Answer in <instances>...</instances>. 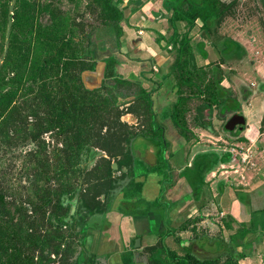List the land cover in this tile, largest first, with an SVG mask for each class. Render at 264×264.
Listing matches in <instances>:
<instances>
[{"label": "trees", "instance_id": "1", "mask_svg": "<svg viewBox=\"0 0 264 264\" xmlns=\"http://www.w3.org/2000/svg\"><path fill=\"white\" fill-rule=\"evenodd\" d=\"M10 1L0 0L1 54ZM72 1L74 5L79 4L77 0ZM123 1L91 0V3L101 6L102 21L105 25L114 27L118 40L123 31L120 25L123 12L118 3ZM134 1L137 3L133 7L135 10L142 3L139 0ZM162 2L161 12L167 13L169 10L166 20L171 32L168 36L158 33L155 40L160 44L165 38V47L172 48L173 59L164 79L169 91L174 95L164 116L186 141L192 136L197 139L191 129L197 125H210L207 120V117L211 116L209 108L215 105L220 110L225 109V112L232 111L234 105L231 103L234 98L221 85L223 76L218 62L209 61L203 65L196 63L190 31L195 22L200 20L201 29L212 34L213 28L233 13L237 0ZM45 14H48V22L41 21L42 15ZM81 27L82 24L78 20H72L70 14L54 7L51 0L38 3L33 0H15L8 49L0 64V128L12 117L19 126L26 124L23 126L32 140H37L43 132L55 131L58 136H62L63 144L53 154L54 163L49 162L43 142L39 141L38 148L31 153L33 165L30 182L33 186L36 185L33 198L27 197L16 202L6 199L5 194L0 191V264H55L56 260L51 257L52 254L54 257L60 255V264H77L75 260L70 261L75 251V245L72 244L74 214L70 213L75 197L77 205H81L77 208L86 209L83 221L92 213L105 211L110 206L112 190L119 185V178L112 174V162L117 164L118 171L121 170L119 177L131 171L129 167L135 159L127 144H131L138 135L146 136L145 129L142 132L129 130L125 122L120 120L124 113L118 110L120 105L125 106L127 103L124 109L126 113L146 118L145 126L149 127V130L152 128V118H156L150 91L138 84L134 96L120 95L124 90H131L132 84H128L127 80L115 72L117 61L112 56L104 59L100 85L94 88L85 86L82 72L92 69L94 60L88 32L76 35L75 30H80ZM83 40H86V44H83ZM201 43L203 42L199 44L200 53L206 57ZM212 73H218L219 77L214 79ZM163 83L164 81L158 82L157 87ZM116 89H120L119 95ZM103 90H106L105 94ZM218 91L222 92V97L218 95ZM201 96L203 99L193 107L191 101ZM191 110L195 111L192 128L187 118ZM28 116H33L35 122L26 123ZM30 124L32 129H29ZM160 125L158 128L162 129ZM103 126L109 131L106 136L100 133ZM153 139L160 143L163 137L153 136ZM92 144L105 155H99L100 161L93 166L94 170L99 171H94L91 176L95 178L90 180V192L80 194L79 179L85 169L81 159L83 156L93 159L96 152L90 147ZM228 156L230 153H226L220 160L227 161ZM123 168L127 171H122ZM43 180L44 183L38 184ZM131 182L136 191H131L129 187L125 189L124 183V196H133L142 187V182L134 179L125 185ZM100 187L103 189H99ZM93 188L94 191L91 190ZM100 191L105 196L104 200L99 199ZM22 201L30 205V211H27ZM50 203L54 206L55 218L48 217L43 221L46 207ZM199 220L198 215L185 219L179 224L180 229L189 227L197 234L195 224ZM44 225L47 226L41 229ZM62 226L72 229L63 230ZM167 230L166 236L174 235L176 231L170 228ZM84 236L85 231L82 228L78 243L82 250ZM174 239L180 241L178 235ZM157 248L161 249L155 254ZM146 252L148 264H239L238 259L243 257L242 253L234 255L233 252H226L214 258H203L187 248L179 254L164 242V238H159L155 244L147 246ZM97 258L95 254H87L88 264H94ZM122 262L134 264L130 251L122 254Z\"/></svg>", "mask_w": 264, "mask_h": 264}, {"label": "crops", "instance_id": "2", "mask_svg": "<svg viewBox=\"0 0 264 264\" xmlns=\"http://www.w3.org/2000/svg\"><path fill=\"white\" fill-rule=\"evenodd\" d=\"M150 4L152 5L149 7ZM162 6V0H148L147 4H143L135 10L133 9L134 4H125L121 7L123 9V18H126V20H122L127 22L123 24V35L119 38V46H115L112 43L113 39L110 38L99 39V41L93 38L92 58L94 67L82 72V81L86 87L94 88L100 85L105 66L104 59L112 56L117 61L114 67L115 72L127 80L128 84H142L146 87V91L151 92L152 98L155 93L164 92L165 94L161 95L159 101L166 104V106L172 103L173 99H170V94L167 95V92H165L168 87L163 75L165 76L168 71L173 54L171 50L169 54L161 52L155 40L158 33L163 35L162 27L166 31H168L169 27L166 17H161ZM168 15L169 13H166V16ZM221 24V27L225 30L223 33L227 35L220 40L222 42L218 43L219 52L217 54L219 59L217 62L222 70L225 67L228 69L224 70L225 72L232 71V66L236 62L248 63L250 61L247 55L250 52L251 45L248 48L240 41L245 32L251 35L250 38L252 40L260 42L261 48L264 50V0H237L233 13L227 15ZM229 26H234V28L232 29ZM139 30L142 31L141 34L138 33ZM255 32L259 34L254 35ZM227 41L231 44L230 48H227ZM123 46L125 49H123ZM253 56V59H255L254 62H251L253 68L255 71L261 72L262 77L259 78L256 88L255 83L247 84L246 81L234 75L235 79L239 80L240 93L238 96H232L234 98L231 103V105H234L232 111L238 110L241 112L245 118V128L241 130L242 134L240 135L230 136L228 134L231 138L238 140V142L230 143L229 145L232 147L228 150H223L230 153L232 149L236 150L235 147H242L243 150L239 152L241 163L221 161L220 169L217 172L212 171L214 173L213 176L217 175L215 177L218 182L217 193L211 192L212 185L215 183L213 181L214 178L210 181L206 176L209 170L203 173V182L208 185L209 192L202 190L199 195L193 193L194 190L190 187L192 180L195 184V178L189 173L184 176L182 172L185 163L178 169L170 166L165 169L171 181L162 188L159 183H156L155 177L157 176L154 173L146 172L147 174L144 176L139 164L133 162L129 167L131 171L128 172L127 181L134 179L142 182V191L137 194L140 196L136 194L124 196L122 190V184L124 183L119 181L117 189H114L112 193L110 206L105 211L92 213L88 217L84 228L85 236L83 241V249L86 253H92L104 258L106 264H124L122 262V254L133 247L134 239L139 236V247L132 249L130 252L134 258V264H148V254L147 256L145 255L144 260L143 258H138L140 253L142 254L143 251H146L147 246L154 244L156 239H158L153 235L156 226L154 225V228L151 229L150 223L151 217L158 221L155 212L153 210H142L140 212L137 210L133 213L125 210L127 212H123L121 206L124 205L123 208L125 209V207L134 205L133 203H135L137 197H139L137 201L144 199L148 203L160 196V192H163L164 198L168 200L169 207H165L166 211L164 212L163 210L160 214V225L163 226L165 221H167V226L176 228L175 234L166 236L165 242L167 244L170 238L172 239L177 235L180 238V241H176L177 247L169 245L171 249L181 254L187 248V250H191L194 253L197 252V255L203 258H214L226 252H233L234 255L242 253L243 257L238 259L239 264H264V52L258 49ZM205 58H208V54L203 57L204 60ZM227 62L231 64L228 66ZM149 65L153 70L150 69ZM160 72L163 74L161 77L155 76L156 73ZM228 80V77L225 76L221 81V83H227L222 84L226 89L230 86ZM162 81H164L163 87L161 86L162 84L157 87V83H162ZM246 89L247 92H244ZM164 118L167 117L164 116ZM207 120L208 122L211 121V117L209 118L208 116ZM166 124L169 136L172 139V149L176 150L174 146L177 149L180 148L178 144L175 145L177 137L180 135L172 127L168 118ZM210 125H207V127ZM191 130L193 134L196 133V127ZM199 132L200 138L202 135H206L203 130ZM183 141H185L186 145H188L187 143L194 144L199 142L193 136L190 140L186 141L184 139ZM217 141L226 143L222 138ZM180 143L183 145L181 141ZM131 151L134 153V159H136V156H141L133 148ZM153 156L152 161L149 160L150 162H147L149 164L146 166L147 168L155 167L159 163V160ZM138 160L136 159L137 162H139ZM245 162H248V164ZM189 164L190 162L187 163L186 167H191ZM122 171H127V169L123 168ZM226 174H229L228 178H222ZM230 174H239V177L237 179ZM147 175H149V180ZM219 177L221 178L219 179ZM198 181V184H200L201 179L199 178ZM134 198L136 199L134 200ZM205 205L206 207H204ZM131 208L135 209V206H131ZM191 208H194L195 211L190 212ZM196 215L200 216V220L195 225L198 223L205 225L207 223V226L212 231L218 228V234L219 236L221 235L219 238L224 242L225 249L229 248L228 250L213 254L207 248L201 246V242L205 240L206 244L211 243V237L200 231L201 228L198 230L196 226L197 234L191 231L189 227L180 229L179 224L183 220H188ZM203 233L205 235H202ZM228 237H232L230 241L227 240ZM181 242L183 243L181 244ZM228 243L230 246L226 248ZM201 252L204 255L198 254Z\"/></svg>", "mask_w": 264, "mask_h": 264}, {"label": "rangeland", "instance_id": "3", "mask_svg": "<svg viewBox=\"0 0 264 264\" xmlns=\"http://www.w3.org/2000/svg\"><path fill=\"white\" fill-rule=\"evenodd\" d=\"M38 2H43L44 0H33ZM79 4H75L72 0H51V3L54 7H56L57 9H60L61 11L67 12L68 15L70 14V16L72 17V20L76 21L78 20V22L80 24H82L81 29H77L75 30L76 35H82V33H87L88 32V40L90 39V44H91V51H93V38L96 39V41H99V39H113L112 43L115 46H119V40L117 38V34L115 33L116 30L114 29V27L112 26H107L104 24V22L102 21V14H101V6L95 3H91V0H77ZM142 4L140 6H142L143 4H147L148 0H139ZM125 4H137L135 3L134 0H124L123 3H118L119 7L124 6ZM152 4L149 5V7ZM121 9V8H120ZM123 12V9H122ZM169 13V10L167 12V14ZM161 17H166V13L161 12ZM123 20H126V18H122ZM120 21V25L121 27H124L123 24L124 22L126 23L127 21ZM41 21L42 22H48L49 21V17L48 14H45L44 16L42 15L41 17ZM222 22H220V24L213 28V33L210 34L208 33L206 30L201 29V22L200 20H197L195 22V26L191 29L190 33H191V44L193 47V52H194V57L196 60V63L198 65H203L205 62L207 61H213L214 63L218 61V43L222 42L220 40H222V38H224L225 35H227L226 33L224 34L223 32H225L224 28H222ZM167 26V25H166ZM181 26V25H180ZM230 28H234V26H229ZM228 27V29H230ZM181 28V27H180ZM186 26L183 27V29H185ZM223 29V31H222ZM171 32V28L168 27V31H166L165 28L162 27V33L164 36H168ZM96 34V36H95ZM257 32L254 33V35H256ZM259 34V33H258ZM257 34V35H258ZM122 33L119 35V38L122 37ZM230 36V35H229ZM228 36V38H230ZM250 34L248 32L244 33V36L240 39V41L242 43H244L246 45V47L249 48V46L251 45V49L249 54L247 55L248 58L250 59V61L248 63H241V62H236L235 65L233 64L232 66V71H228L225 72L224 70H228L226 67L222 70V76L223 78L226 76L228 77V81L230 84V86L227 88L228 92L230 91V95L232 96H238V94L240 93V87H238V82L239 80H237V78L235 79L234 75H237L238 77H240L242 80L246 81L247 84L249 83H255L256 84V88H257V84L259 81V78H261V72L259 73L258 71H255L253 68V64L251 62H254L255 59L254 58V53L256 50L260 49L261 52H264V50L261 48L260 42L252 40V38H250ZM209 39V40H208ZM83 44H86V40H83ZM210 41V42H209ZM200 42H203L201 44H203V49L204 51H206V54H208V58H205V60L203 59L204 56H202L201 49H200ZM165 44V38L161 40L160 44H158L159 49L161 52H166V54L170 53V50H172V48H169L168 46L163 47V45ZM208 44V45H207ZM227 48H230L231 44L229 41L226 42ZM0 47H1V38H0ZM123 49H125V47L123 46ZM4 50V47H3ZM102 50V49H100ZM127 51H129L126 48ZM1 51V49H0ZM3 53V52H2ZM1 54V52H0ZM2 55V54H1ZM0 55V58H1ZM91 56H89V59ZM260 58V57H259ZM262 58V56H261ZM260 58V59H261ZM231 63L227 62V65L229 66ZM150 69L151 66L149 65ZM206 70H208V68L205 67ZM153 70V69H152ZM162 72L160 73H156L155 76H160L161 77ZM214 75V79L219 77V74H213ZM159 77V78H160ZM163 77H165L163 75ZM111 79H107V81H110ZM236 80V81H235ZM222 84H227L225 83H221ZM137 85V86H136ZM136 86V87H135ZM141 87H143V89H145L146 87H144L142 84H140ZM163 87V84L161 85ZM223 86V85H222ZM121 87V86H119ZM138 88V84L136 83L134 86L132 85V88H130L131 90H124L123 92H120L118 89L117 92L119 95L125 96V95H133L136 91V89ZM156 89V88H155ZM239 89V90H238ZM152 91V90H151ZM169 89L165 92H167V95H169L170 99H174V95L170 92H168ZM103 94L106 93V90H103ZM120 92V93H119ZM174 92V91H173ZM247 92V89L244 91ZM162 94H165L164 92L157 94L155 93V95H153V108L155 111V115L156 118H152L153 120L150 122V125H152V128H150L151 130H149L145 124H147V121L145 122L144 117H137L136 114L133 113H126L124 111L125 107L127 106V103H125V106L120 105L118 110H122V112H124L121 116H120V120L125 122V124L128 126L127 128H129V130H133L136 132H142V130H144V133L146 136H142V135H138L136 136L133 140L131 144H127V146L129 145V148L132 150V148L137 152L140 153V157L136 156V159H139L137 162L136 159L134 160V162H136L137 164H139L140 166V170H142L143 175L145 176V174L152 172L155 174V181L156 183H159L160 187H164L165 184L170 183L171 179L168 176V174H166L165 169L169 168V166L175 169H178V167H181L183 165V163H187L190 162L189 166L191 167H185V169L182 171L183 174L185 175L186 173H189L192 177L197 179V173L201 172V169H199V163L202 164L203 161H207L205 163L206 167L204 171L209 170V172L206 174L207 178L211 181V179H213L214 183L212 185V191L211 192H216L217 193V189H218V182L216 181L215 177L217 175H214L213 172H217L220 167V162L221 160L219 158H221L222 156H225V151L223 150H228L230 149L232 146L229 145L230 143H236L238 142V140H235L233 138H231L230 136H237L242 134V131L238 129V127H236L234 130L232 131H228L226 130V128H224V124L227 121V116L231 113H225V109H219L218 106H213L210 107L209 109H211V125L209 127H207L206 125L200 126L197 125L196 126V137L198 139V143H187L188 145H186L185 141H183V137L179 136L177 137L176 140V144H178V146L180 148L177 149L176 146H174V148H176V150H173V144L171 143V137L169 136V131L167 128V118H164V115H166L167 112V106L166 104H163L161 101H159L160 97ZM218 95L221 96L222 92L218 91ZM134 96V95H133ZM218 96V97H219ZM222 97V96H221ZM201 99H203V97H198V98H194L191 101V105L194 107V105L200 101ZM20 101V100H18ZM225 113V114H224ZM195 114V111L191 110L188 112L187 114V118H188V123L189 125L193 126V116ZM206 117V116H205ZM14 118L10 117L8 119V121H6V123H4L2 125V127L0 128V191H2L5 196L6 199L12 200V201H16V202H20L21 200H24L27 197L33 198L34 197V189L36 188V185L33 186L32 183L30 182L31 177H32V165H33V159L31 158V153L36 150L38 148V142H43L42 144H45V153L49 158V162L54 163V152L55 150H57V148H61L63 141H62V136H58V134L55 131H47V132H43L40 134V136H38L37 140H32L29 136V134L25 131L26 129L24 128V126L26 124H23L21 126L18 125L17 121L13 120ZM33 116H28L27 117V121L26 123H34L35 120H33ZM145 122V123H144ZM162 125V129H159L158 126ZM160 125V126H161ZM208 125V123H207ZM29 129H32V125H29ZM148 129V130H147ZM165 130V131H164ZM203 130L204 133L206 135H202V137L200 138V132ZM101 135L105 134L108 135L109 131H106V126H103V128L100 131ZM230 136H229V135ZM232 134V135H231ZM212 137H210V136ZM153 136H157V137H163V139L159 142L156 141V139H153ZM220 136V137H218ZM214 137V138H213ZM222 138L223 141H226V143L224 144L223 142H218L217 140ZM191 139V138H190ZM188 139V140H190ZM183 143V145L180 143V141ZM95 141V140H94ZM180 143V144H179ZM90 147L92 148V150H94V156L93 159H87L85 156H83V158L81 159L82 165L85 166V169L83 170V173L81 172L80 174V179H79V186H78V191H81V193H89L90 191V187L92 186L90 184V180L94 179L95 177H91L94 173V171H99V169H93V166L95 163L99 162L100 159L99 155H105V153L100 150L99 148H96V146H94L93 144L90 145ZM236 150H231L230 152V156H228V160L229 162H233L235 161L236 163L239 162L241 163V160L239 158V152L243 150L242 147H235ZM152 154H151V153ZM152 155H154L153 157L157 160H159V163L157 165H155V167L152 168H147L146 166H148L149 164L147 162H150L149 160L152 159ZM196 156V158H195ZM236 156V157H235ZM253 159V157H252ZM141 160V161H140ZM152 161V160H151ZM246 164H248V162H245ZM145 167V168H144ZM28 168V169H27ZM92 169V170H91ZM211 169V171H210ZM113 175L116 178H119V181L122 183H125L130 181L128 179L129 177V173L127 172L124 176L119 177L121 170L118 171L117 168L113 169ZM147 172V173H146ZM202 173V172H201ZM182 174V173H181ZM101 174H99L100 176ZM200 175V174H199ZM229 174H226V176H222V178H228ZM232 175V174H230ZM148 176V180H149V175ZM232 176H234V178L239 177V174H233ZM147 178V177H146ZM151 178V177H150ZM221 177H219L220 179ZM195 179V184H198V179L196 181ZM106 182V181H105ZM44 183V180L40 182H38V184H42ZM131 182L129 185H125V189H127L128 187L130 188V190H135L136 191V187L132 186ZM136 183V182H134ZM53 184V183H52ZM88 184V185H86ZM54 185V184H53ZM86 185V186H85ZM91 185V186H90ZM105 186V185H104ZM118 185L115 187V189H117ZM84 188V190L82 191V189ZM105 188H107L105 186ZM99 189H103V188H99ZM92 191H94L95 189H91ZM198 191V187L196 189ZM201 190L205 191V192H209L208 189V185L204 184L201 185ZM91 191V193H92ZM102 191V190H101ZM100 191V198L99 199H105V196L102 195V192ZM140 191H142V189H140ZM114 192V189L112 190V193ZM138 193H136L137 195ZM160 196L156 197L155 199H152L151 201H149L148 203L144 201V199H141L140 201H137L139 197L134 198V200L136 199L135 203H133L134 205L131 206H135V209H132L131 206L129 207H125V209L123 208L124 205H122V211L123 212H127L125 210H128L130 212H135V211H151L153 210V212H155V216L158 219V221H156L155 218L151 217L150 219V223H151V229L154 228V225L156 226V230L154 229V237L156 236L158 239H156V241L154 242V244L159 240V238H164V242L166 239V232L168 231L167 228L173 229L175 231V227H169L167 226L168 223L167 221H165V224L163 226L160 225V214L162 213V211L164 210V212L166 211V208L169 207L168 206V200H166V198H164V194L163 192H160ZM78 195V193H77ZM76 195V196H77ZM140 196V195H137ZM218 196V195H217ZM141 198H143L141 196ZM163 198V199H162ZM162 199V201H161ZM133 200V199H131ZM23 202V201H22ZM24 203V202H23ZM73 206L71 207L70 213L74 214V220L72 221L73 224V231H74V238L72 239V244L75 245V251L74 253L71 255V260L70 261H74L77 264H88L87 261V254L86 251L83 249L82 247H80L79 243V239H80V233L82 231V228L86 227V223L88 221L84 220V217L86 215V209L83 207H78L77 205V201H76V197L75 200L73 201ZM132 204V203H130ZM25 207L27 208V211L31 210V207L29 204L24 203ZM81 206V205H80ZM166 207V208H165ZM206 207V205L204 206ZM165 208V209H164ZM211 208V207H209ZM212 209V208H211ZM54 206H52V203L48 204L46 207V212L44 215V220H46L48 217L51 218H55V216H53L54 214ZM194 212L195 209L191 208L190 212ZM196 213V212H195ZM194 213V214H195ZM41 215V214H40ZM42 217V215L40 216ZM43 218V217H42ZM211 222V221H209ZM220 224V223H219ZM47 225H44V227H42L41 229H44ZM198 230L200 229V231L205 232L206 234H208L211 237V245L206 244V240L201 242V246H204L205 248H207L208 251H210L213 254H219L220 252H224L226 250H228L229 248V243L227 244L228 249H225V244L222 240H220V236H219V231L218 228L214 229L213 231L210 230V228L207 226V223L205 225H202L200 223H198L197 225ZM63 230H71L72 228L69 227H65L62 226ZM159 231V232H158ZM216 236V237H214ZM218 236V238H217ZM136 238H139L136 237ZM136 238L134 239L133 242V247H131L128 251H131L132 249H135L136 247L138 248L139 245L135 242ZM232 238V237H230ZM230 238L228 237L227 240L230 241ZM208 239V238H207ZM215 241V242H214ZM217 241V242H216ZM166 243V242H165ZM183 242H181L182 244ZM206 244V245H205ZM167 245L171 246V247H177V242L176 239L174 238H170L169 242H167ZM161 248H157L156 249V253L157 254L159 252ZM197 255V252H195ZM148 252L143 251L142 254L140 253V257L138 259L145 258V255L147 256ZM200 255H204L202 252L198 253ZM60 256V255H59ZM59 256L54 257V255L52 254L51 257L54 258V260H56L55 264H58V260H59ZM60 264V263H59ZM94 264H106V261L104 258L98 257L95 261Z\"/></svg>", "mask_w": 264, "mask_h": 264}, {"label": "water", "instance_id": "4", "mask_svg": "<svg viewBox=\"0 0 264 264\" xmlns=\"http://www.w3.org/2000/svg\"><path fill=\"white\" fill-rule=\"evenodd\" d=\"M15 0H11L8 6V19H7V27H6V32H5V40H4V50L0 58V64L2 63L7 49H8V42H9V35H10V30H11V25H12V13H13V8H14ZM238 126L239 130H243L245 128V118L244 116L239 113V111H236L235 114H233L224 124V128L228 131L234 130L235 126ZM112 168L115 169L117 168V164L115 162H112ZM135 242L139 245L140 240L139 238H136Z\"/></svg>", "mask_w": 264, "mask_h": 264}, {"label": "flooded vegetation", "instance_id": "5", "mask_svg": "<svg viewBox=\"0 0 264 264\" xmlns=\"http://www.w3.org/2000/svg\"><path fill=\"white\" fill-rule=\"evenodd\" d=\"M236 111H238V110H234V111H232V112L227 116V120H228L233 114H235ZM239 113H241V112H239ZM225 123H226V122H225ZM236 127H238V126L236 125L235 128H236ZM235 128H234V129H235ZM225 153H227V152H225ZM195 158H196V156H195ZM219 159H220V158H219ZM206 162H207V161L204 160L202 164H200V163L198 164V165L200 166L199 169H201V172H202V173H201V172L197 173V179H199V178L201 179L200 184H194V181L192 180L194 177L191 179L192 181H191V183H190V187L194 190L193 193H195V194H199V195H200V194H201V191H202V190H201V185L205 184V183L203 182V180H204V179H203V178H204V174H203V173H205L204 170H205V167H206V165H205ZM187 163H188V162H187ZM187 163L185 164V167H186ZM191 166H192V165H191ZM185 167H184V169H185ZM187 168H188V167H187ZM199 174H200V175H199ZM184 176H186V174H185ZM195 179H196V178H195ZM188 181H189V180H188ZM191 184H192V185H191ZM197 187H198V191L196 190Z\"/></svg>", "mask_w": 264, "mask_h": 264}, {"label": "built area", "instance_id": "6", "mask_svg": "<svg viewBox=\"0 0 264 264\" xmlns=\"http://www.w3.org/2000/svg\"><path fill=\"white\" fill-rule=\"evenodd\" d=\"M138 33H139V34H141V33H142V31H141V30H139V31H138Z\"/></svg>", "mask_w": 264, "mask_h": 264}]
</instances>
